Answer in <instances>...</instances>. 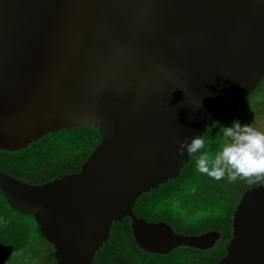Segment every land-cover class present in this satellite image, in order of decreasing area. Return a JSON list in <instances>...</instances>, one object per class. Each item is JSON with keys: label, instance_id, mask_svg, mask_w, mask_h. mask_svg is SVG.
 Here are the masks:
<instances>
[{"label": "water", "instance_id": "obj_1", "mask_svg": "<svg viewBox=\"0 0 264 264\" xmlns=\"http://www.w3.org/2000/svg\"><path fill=\"white\" fill-rule=\"evenodd\" d=\"M264 77V0H0V149L62 129L101 135L78 171L36 184L0 170L13 210L32 215L56 264H94L113 223L168 254L209 249L220 232L183 234L133 211L176 178L205 134ZM214 264H264V183L241 194ZM13 245L0 243V264Z\"/></svg>", "mask_w": 264, "mask_h": 264}, {"label": "trees", "instance_id": "obj_2", "mask_svg": "<svg viewBox=\"0 0 264 264\" xmlns=\"http://www.w3.org/2000/svg\"><path fill=\"white\" fill-rule=\"evenodd\" d=\"M254 95L251 93L243 101ZM244 110L243 104L239 103L226 112L222 119L213 122L203 134L205 148L190 155L179 175L142 193L133 205L134 213L145 220H164L183 234L216 230L220 232L219 239L209 249L182 246L167 255L153 254L157 259L150 264H214L225 254V247L232 235L233 210L243 191L257 182L249 183L239 177L235 182H230L227 174L217 181L199 171L197 160L202 153L212 157L222 149L225 138L221 127L231 126L233 120L240 119ZM100 139L101 135L94 126L58 130L18 151L0 149V170L21 180L40 184L78 171ZM10 211L17 217H10ZM27 217L35 222L32 215L13 210L0 191V218L4 222L0 224V237L12 239V235L24 232V237L9 243L13 245L12 252L32 249L33 240L29 235ZM36 226L39 240L47 247V252L41 254L35 251L32 254L35 261L30 264H56L53 246ZM142 253L132 237L129 220L122 219L112 224L109 239L95 253L93 263L128 264L134 259L135 264H144L140 257Z\"/></svg>", "mask_w": 264, "mask_h": 264}, {"label": "clouds", "instance_id": "obj_3", "mask_svg": "<svg viewBox=\"0 0 264 264\" xmlns=\"http://www.w3.org/2000/svg\"><path fill=\"white\" fill-rule=\"evenodd\" d=\"M221 130L225 138L222 149L212 157L200 154L199 171L217 181L226 174L230 182H235L238 177L249 183L264 180V131L250 123L241 124L239 120H233L231 126H222ZM204 148V135L194 134L190 141H180L177 153L183 155L186 150L191 155Z\"/></svg>", "mask_w": 264, "mask_h": 264}, {"label": "rangeland", "instance_id": "obj_4", "mask_svg": "<svg viewBox=\"0 0 264 264\" xmlns=\"http://www.w3.org/2000/svg\"><path fill=\"white\" fill-rule=\"evenodd\" d=\"M240 103H242L245 107V110L239 119L240 123H250L257 130L264 131V82L262 90L257 95L252 96L249 100H242ZM9 214L10 217H17L14 212L10 211ZM26 222L30 228V233H28L33 240L32 249H25L21 251L12 252L5 264H30L35 261L32 256L35 251L41 254L43 252H47V247H44V244H42L39 240L38 233L36 232V223L32 221L29 217L26 218ZM3 223V219L0 218V224ZM22 236L24 237V232L12 235V239H5L0 237V243L9 244L15 242V240H18Z\"/></svg>", "mask_w": 264, "mask_h": 264}, {"label": "flooded vegetation", "instance_id": "obj_5", "mask_svg": "<svg viewBox=\"0 0 264 264\" xmlns=\"http://www.w3.org/2000/svg\"><path fill=\"white\" fill-rule=\"evenodd\" d=\"M263 82H264V77H263V79H262V81L256 86V89H255V91H252L251 93H255V95H257L261 90H262V87H263ZM251 93L249 94V95H247V96H245L244 98H243V100L246 98V97H249L250 95H251ZM260 183H264V180H260V181H257V183L255 184V185H257V184H260ZM254 186V185H253ZM250 187H252V186H250ZM249 187V188H250ZM129 220V226H130V219H129V217H125V218H123V220ZM148 221V220H147ZM158 221H163V222H165L164 220H158ZM158 221H149V222H158ZM165 223H167V222H165ZM168 224V223H167ZM174 231H176V230H174ZM177 232V231H176ZM178 233H182V232H178ZM131 234H132V231H131ZM133 237V236H132ZM109 239V238H108ZM107 239V240H108ZM134 239V238H133ZM107 242V241H106ZM137 245V244H136ZM138 246V245H137ZM180 247H182V246H179V247H176L177 249L178 248H180ZM184 247V246H183ZM143 253L140 255V257L143 259V263L144 264H150V263H154L155 262V259H157L156 257H153L152 255L153 254H155V253H151V252H148V251H144V250H142L140 247H138ZM175 249H173L172 251H174ZM54 251V250H53ZM172 251H170L169 253H171ZM168 253V254H169ZM159 255H162V254H159ZM165 255H167V254H165ZM128 264H135V260L134 259H131L130 260V262L128 263Z\"/></svg>", "mask_w": 264, "mask_h": 264}]
</instances>
